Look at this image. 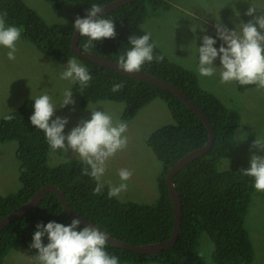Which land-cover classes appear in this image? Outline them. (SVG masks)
<instances>
[{"label":"trees","instance_id":"trees-1","mask_svg":"<svg viewBox=\"0 0 264 264\" xmlns=\"http://www.w3.org/2000/svg\"><path fill=\"white\" fill-rule=\"evenodd\" d=\"M46 1L56 7H61L65 2H75L78 8L75 16L64 25L46 24L22 0H0V12H7V24L22 27V40L33 44L53 59L66 60L77 58L70 48L75 18H83L93 3L102 7L114 0ZM171 1L136 0L106 13L103 18L113 20L115 38L95 41L93 47L85 49L88 38L79 36V50L116 62L119 54L130 47L129 36L146 33L142 25L149 7L168 10L170 4L167 3ZM219 45L217 39L214 47L219 48ZM161 54L164 56L163 61L146 62L140 72L176 86L203 111L212 125L215 140L206 154L185 165L173 177L182 202L176 244L169 250L151 256L137 255L108 243L105 251L117 256L119 264H205L198 253V240L200 234L206 233L213 245V264H252L254 251L244 226V215L252 195L258 191L252 186L253 179L241 172L248 167L224 168L221 163V159L231 149L240 116L217 97L203 91L192 72L169 61L156 47L154 55ZM81 61L93 77L86 88L82 89L78 83L72 84L71 91L82 106L98 101L123 103L125 112L122 118L129 120L155 98L166 104L172 123L155 131L147 140V146L162 165V172L157 179L158 200L149 205L121 202L115 197H108L109 187L105 185L102 193L95 195L93 189L96 182L82 173L86 167L82 161L51 165L47 154L52 149L43 131L30 124L33 100H26L11 113L13 120L5 121L2 118L0 123V143L14 141L18 144L15 155L19 161L21 185L14 194L0 195V220L26 203L39 188L52 185L61 191L75 213L115 239L132 245L167 240L172 232L174 213L165 182L166 173L186 154L204 146L209 138L208 132L201 120L172 93L104 66ZM119 82H124V88L112 92V85ZM238 86L244 90L254 85ZM49 221L65 226L71 222L57 196L52 193H47L37 207L0 231V264H3L10 250L24 249L30 244L37 223L46 224Z\"/></svg>","mask_w":264,"mask_h":264},{"label":"rangeland","instance_id":"rangeland-1","mask_svg":"<svg viewBox=\"0 0 264 264\" xmlns=\"http://www.w3.org/2000/svg\"><path fill=\"white\" fill-rule=\"evenodd\" d=\"M22 1L48 25L67 24L78 8V3L75 2H65L61 7H56L46 0ZM167 4H170L168 10L149 7L142 25L143 30L151 33L156 47L169 61L195 75L203 91L211 93L226 107L237 111L240 116L239 126L231 149L221 159V163L224 168L249 167L251 155H264V151L251 148L256 136H264V88L254 85L240 90L235 81L221 83L219 68L213 77H200L193 70V53L196 46H201L200 38L203 35L216 37L214 25L217 20L233 30L240 22L247 23L253 19L252 16L245 15L249 7H256L254 15H260L264 11V0H172ZM219 42L220 47L222 41ZM16 47V59L10 61L6 56L8 49L0 46V123L4 115L18 110L26 100H33L45 93L58 106L54 117L68 119L65 135L80 120L90 119L91 112L87 107H96L97 111L107 112L114 122L120 120L127 123L128 128L124 135L127 136L128 143L107 161V170L102 178L104 185L109 188L119 185L121 181L118 171L127 168L132 171V177L127 181L128 188L115 198L121 202L145 205L156 202L159 198L157 179L162 172V165L147 146V140L155 131L172 123L166 104L155 98L129 120L122 118L125 112L123 103L98 101L82 106L73 93L75 104L61 108L59 104L63 100V93L66 89H71L73 83L60 79V73L67 60L76 59L86 67L85 63L75 57L66 60L53 59L21 38L16 42ZM213 63L215 67H220L219 58ZM17 148L18 144L14 141L0 143L1 196L14 194L21 187L19 161L15 155ZM47 159L51 165L72 160L82 161L71 149L67 152L50 150ZM244 226L254 251L252 264H264V191L252 195L244 215ZM31 243L32 241L24 249L10 250L4 257L3 264H39L35 259L38 251L30 247ZM42 243L47 245V234L42 238ZM198 253L205 264H213V245L206 233L200 234Z\"/></svg>","mask_w":264,"mask_h":264},{"label":"clouds","instance_id":"clouds-1","mask_svg":"<svg viewBox=\"0 0 264 264\" xmlns=\"http://www.w3.org/2000/svg\"><path fill=\"white\" fill-rule=\"evenodd\" d=\"M102 11L99 4L93 3L86 12V16H77L72 25L79 36L87 37L85 49L94 46L95 41L112 39L116 36L112 19L97 18ZM257 8L251 6L245 15L253 19L247 23L240 22L235 29L230 30L219 20L214 25L216 38L203 35L201 46L193 53V70L200 77H213L220 69L221 83L237 82L239 85H257L264 88V11L254 15ZM7 12H0V46L8 49V60L16 59V42L22 35V27L9 25ZM259 28V31H258ZM151 33L128 37L129 46L119 54L116 64L119 69L127 73L139 72L146 62L163 61L164 56L154 55L156 44L150 42ZM217 39L222 41L219 48L214 47ZM195 42V39L193 40ZM219 58L220 67L214 66V60ZM89 70L76 59L67 60L60 79L78 83L86 88L92 80ZM124 82L114 83L112 92H119L124 88ZM71 89L63 93V100L59 107L74 105ZM58 106L52 97L42 94L33 99V113L29 117L30 124L42 130L45 139L53 151L58 149L67 152L71 149L86 165L82 169L84 175L90 176L96 186L93 194L99 195L104 189L103 176L107 170V161L119 150L127 146V123L113 121V117L105 111H97L96 107H87L91 112L90 119L80 120L67 135L64 134L67 117L57 116L52 119ZM5 121H11L14 116L6 114ZM251 148L264 151V136H256ZM243 175L253 179V187L257 191H264V155H251L249 167L241 170ZM121 181L119 185H112L108 197H117L128 188L127 181L132 177V171L122 168L118 171ZM81 220L73 218L67 226L49 221L46 224L37 223L36 231L32 235L31 248L38 251L35 259L39 264H119L117 256L109 255L105 251L108 236L93 225L80 228ZM79 228V230H77ZM47 234L48 243L45 246L42 238Z\"/></svg>","mask_w":264,"mask_h":264},{"label":"water","instance_id":"water-1","mask_svg":"<svg viewBox=\"0 0 264 264\" xmlns=\"http://www.w3.org/2000/svg\"><path fill=\"white\" fill-rule=\"evenodd\" d=\"M136 0H114L104 6H102V11L97 14V18L100 16L105 15L106 13L124 6L128 3L134 2ZM86 16V15H85ZM84 16V17H85ZM83 17V18H84ZM78 37L79 33L78 31H74V34L71 39V51L72 53L79 59L81 60H86L89 62H92L97 65L104 66L106 68L112 69L116 72L122 73L126 76L135 78L137 80L149 83L159 89L166 90L173 95H175L177 98L181 100V102L193 112L204 124L207 132H208V141L205 143L204 146L193 150L192 152H189L186 154L184 157H182L180 160H178L166 173L165 176V182L168 188V194L169 198L172 204L173 208V213H174V222H173V228L172 232L167 240L161 241V242H156V243H151V244H144V245H132L123 241H120L118 239L113 238L112 236H108L107 242L109 245L123 249L126 251H129L131 253L141 255V256H151L155 254H160L164 252L165 250L171 249L177 242L178 236H179V231H180V225H181V216H182V202L180 195L178 193V190L176 189L174 182H173V177L187 164L192 162L193 160H196L206 154L212 147L214 140H215V133L212 128V125L210 124L209 120L203 113V111L198 108L192 101L188 100L186 96L173 84H170L166 81H163L159 78H156L154 76H151L149 74H146L144 72H135V73H127L124 72L122 69H119L117 66L116 62L106 59L102 56H98L92 53H87V52H82L79 50L78 47ZM47 193H52L55 194L60 202V205L67 215L68 218L71 220L73 218H78L81 220L80 226L84 227L86 225H93L96 228H98L100 231H103L100 229L98 226H96L94 223L90 222L89 220L83 218L82 216L78 215L75 213L70 206L68 205L65 197L61 193V191L56 188L55 186L52 185H46L41 188H39L35 194L24 204L19 206L17 209L9 213L7 216L2 218L0 220V231L6 227L8 224L12 223L13 221L17 220L18 218L24 216L31 210H33L35 207H37L45 197ZM104 232V231H103Z\"/></svg>","mask_w":264,"mask_h":264}]
</instances>
